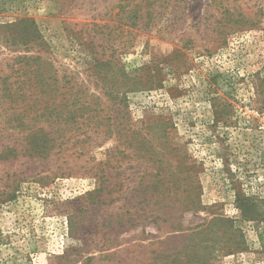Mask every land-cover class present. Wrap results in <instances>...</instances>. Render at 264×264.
Instances as JSON below:
<instances>
[{
  "label": "rangeland",
  "instance_id": "374dc122",
  "mask_svg": "<svg viewBox=\"0 0 264 264\" xmlns=\"http://www.w3.org/2000/svg\"><path fill=\"white\" fill-rule=\"evenodd\" d=\"M229 2L150 1L132 26L124 0H0L1 77L14 57L42 51L90 93L104 85L95 56L145 83L125 94L132 147L100 134L84 154L0 156V264H161L163 251L184 264L180 231L212 220L208 264H264V220L237 205L238 194L264 199V0H234L225 14ZM23 18L42 37L33 47L12 45L8 26ZM164 177L174 227L132 225L139 184Z\"/></svg>",
  "mask_w": 264,
  "mask_h": 264
},
{
  "label": "trees",
  "instance_id": "16d2710c",
  "mask_svg": "<svg viewBox=\"0 0 264 264\" xmlns=\"http://www.w3.org/2000/svg\"><path fill=\"white\" fill-rule=\"evenodd\" d=\"M124 1H128V5L132 7L129 19L134 21L131 25L136 26L143 17L141 7L150 1L159 0ZM233 1L231 0L228 6L222 5L223 13L230 14ZM119 7L124 10L127 5ZM146 25H149V22ZM8 27L12 30L14 46L21 43L25 48L33 47L42 38L36 23L29 18H23ZM93 62L90 71L96 75L97 83L104 84L100 87L99 94L88 92L86 86L76 81L73 71L57 68L46 52L39 51L33 55L21 54L14 57L10 65L11 74L7 77L0 76V116L5 119V126L0 125V143H9L5 145L8 148L6 152L0 150V156L46 158L75 149H80V153L84 154L89 148L90 140L98 139L100 134L104 136L103 140L115 137L120 142L124 141L128 148L134 145L137 141L135 135L138 133L129 123H121L126 119L127 113L125 94L143 89L145 83L112 59L104 60L95 56ZM92 76L94 77L93 74ZM101 95L107 98V101H104ZM157 175L159 174L155 177H158ZM164 182L165 177L153 184H139L138 190L135 191L137 195L133 197L135 204L132 209L135 213L128 218L132 225L149 221L158 229L174 227L173 224L167 223L171 216L165 212L162 203L166 199L163 192ZM100 192L102 186L92 194ZM262 204L264 199L237 195L238 208L247 221L264 220ZM197 209L195 204L185 208L188 211ZM213 222L214 220L210 221L201 231L182 233L183 230H178L179 235L185 238L184 252L187 254V261L184 264H208L211 258L213 259L210 253L204 254L201 251L203 242L207 240L206 234L212 233ZM223 222L228 223L229 220L221 218L216 220V225ZM230 227L232 235L233 226ZM160 257L161 264H168L169 256L165 255V251L159 253ZM157 260V256L153 258L154 264ZM177 260H172V263L176 264Z\"/></svg>",
  "mask_w": 264,
  "mask_h": 264
}]
</instances>
